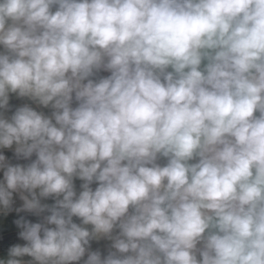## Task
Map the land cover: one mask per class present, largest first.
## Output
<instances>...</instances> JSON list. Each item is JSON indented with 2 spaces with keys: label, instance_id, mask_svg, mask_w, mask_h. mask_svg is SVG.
I'll return each mask as SVG.
<instances>
[{
  "label": "clouds",
  "instance_id": "obj_1",
  "mask_svg": "<svg viewBox=\"0 0 264 264\" xmlns=\"http://www.w3.org/2000/svg\"><path fill=\"white\" fill-rule=\"evenodd\" d=\"M0 264H264V0H0Z\"/></svg>",
  "mask_w": 264,
  "mask_h": 264
},
{
  "label": "crops",
  "instance_id": "obj_2",
  "mask_svg": "<svg viewBox=\"0 0 264 264\" xmlns=\"http://www.w3.org/2000/svg\"><path fill=\"white\" fill-rule=\"evenodd\" d=\"M32 219H35L34 217H30ZM14 236V230H10L9 235L7 237L8 241H11V238Z\"/></svg>",
  "mask_w": 264,
  "mask_h": 264
},
{
  "label": "rangeland",
  "instance_id": "obj_3",
  "mask_svg": "<svg viewBox=\"0 0 264 264\" xmlns=\"http://www.w3.org/2000/svg\"><path fill=\"white\" fill-rule=\"evenodd\" d=\"M15 239V235L11 238V241Z\"/></svg>",
  "mask_w": 264,
  "mask_h": 264
}]
</instances>
